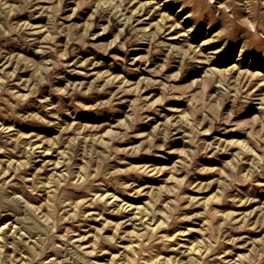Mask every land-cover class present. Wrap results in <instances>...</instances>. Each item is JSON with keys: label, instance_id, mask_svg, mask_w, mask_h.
<instances>
[{"label": "rangeland", "instance_id": "1", "mask_svg": "<svg viewBox=\"0 0 264 264\" xmlns=\"http://www.w3.org/2000/svg\"><path fill=\"white\" fill-rule=\"evenodd\" d=\"M0 264H264V0H0Z\"/></svg>", "mask_w": 264, "mask_h": 264}]
</instances>
